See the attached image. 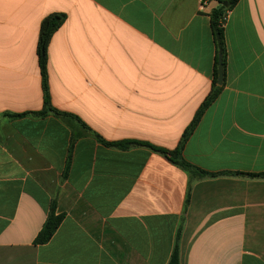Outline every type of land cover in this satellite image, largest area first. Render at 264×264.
<instances>
[{
	"label": "crops",
	"instance_id": "obj_1",
	"mask_svg": "<svg viewBox=\"0 0 264 264\" xmlns=\"http://www.w3.org/2000/svg\"><path fill=\"white\" fill-rule=\"evenodd\" d=\"M199 0H0V264H264V0H239L218 52ZM66 16L48 47L43 20ZM107 143H132L127 149ZM71 150V162L68 158ZM65 217L35 239L51 208Z\"/></svg>",
	"mask_w": 264,
	"mask_h": 264
},
{
	"label": "trees",
	"instance_id": "obj_2",
	"mask_svg": "<svg viewBox=\"0 0 264 264\" xmlns=\"http://www.w3.org/2000/svg\"><path fill=\"white\" fill-rule=\"evenodd\" d=\"M239 2V0H220V7L215 9L212 13V25H213V31L217 46V52H218V59H217V66L215 70L214 80H213V86L212 90L209 93V95L204 100L203 104L197 111L194 120L189 125V127L185 130L179 147L174 151H166L158 148H154L155 150H159L163 154H165L173 163L181 166L184 170L190 172L193 177L197 178H203L209 173L199 169L198 167L192 165L189 163L184 157H183V149L194 132L195 128L197 127L198 123L200 122L203 114L205 111L210 107V105L216 100V98L219 96L223 89V85H218V67H219V59L222 58L223 62V71L225 72L226 64H227V50H226V44H225V36H224V28L220 24V20L225 14L227 10H232L235 5ZM227 3L226 6L223 4ZM66 19V16L61 13H56L49 15L46 17L40 28V36H39V42H38V58H39V65L41 69V75L43 78V87L45 92V102H44V111L40 113H24V114H18V115H12L13 117H22L26 115H35V116H45L48 113H52L61 119L67 120L68 118H72L70 115L58 112L54 110L51 106L50 98H49V89H48V82H47V62H48V47L51 41L52 36L54 33L63 25L64 21ZM96 138L100 139L102 142H104L106 145L109 146H116L122 149H127L132 143L130 142H124V143H107L103 141L99 136L94 135ZM71 162V150L69 153L68 158V167ZM255 177H261L264 178V173L260 175H252ZM65 215L64 214H57L56 213V207L53 206L50 210V212L47 215L46 221L38 233L35 244L42 245L48 243L51 238L54 236L56 231L58 230L59 226L61 225ZM169 264H180V255H179V248L176 246L170 263Z\"/></svg>",
	"mask_w": 264,
	"mask_h": 264
},
{
	"label": "built area",
	"instance_id": "obj_3",
	"mask_svg": "<svg viewBox=\"0 0 264 264\" xmlns=\"http://www.w3.org/2000/svg\"><path fill=\"white\" fill-rule=\"evenodd\" d=\"M199 1H200V8L205 9L207 6H209L212 0H199ZM231 13H232L231 9L227 10L225 14L223 15V17L221 18L220 24L223 28H225Z\"/></svg>",
	"mask_w": 264,
	"mask_h": 264
},
{
	"label": "water",
	"instance_id": "obj_4",
	"mask_svg": "<svg viewBox=\"0 0 264 264\" xmlns=\"http://www.w3.org/2000/svg\"><path fill=\"white\" fill-rule=\"evenodd\" d=\"M223 5L226 6L227 3H224ZM218 74H219L218 85L221 86L223 84V81H224L223 62H222V58L221 57L219 59Z\"/></svg>",
	"mask_w": 264,
	"mask_h": 264
}]
</instances>
